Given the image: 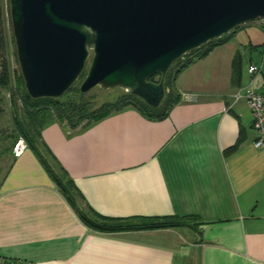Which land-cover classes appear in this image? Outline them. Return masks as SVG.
I'll use <instances>...</instances> for the list:
<instances>
[{
  "label": "crops",
  "instance_id": "crops-1",
  "mask_svg": "<svg viewBox=\"0 0 264 264\" xmlns=\"http://www.w3.org/2000/svg\"><path fill=\"white\" fill-rule=\"evenodd\" d=\"M257 24L243 25L183 70L174 83L179 99L162 119L126 107L83 129L53 121L41 131V156L71 181L76 207L88 217L177 216L188 224L93 230L29 147L19 158L11 149L0 152V257L31 264H264V150L253 147L243 97L248 87L264 94V49L253 55L261 46L253 37L264 32ZM252 66L257 70L249 73Z\"/></svg>",
  "mask_w": 264,
  "mask_h": 264
},
{
  "label": "water",
  "instance_id": "water-1",
  "mask_svg": "<svg viewBox=\"0 0 264 264\" xmlns=\"http://www.w3.org/2000/svg\"><path fill=\"white\" fill-rule=\"evenodd\" d=\"M9 12L32 99L63 96L90 60L80 93L120 89L157 108L164 84L148 79L264 18V0H9Z\"/></svg>",
  "mask_w": 264,
  "mask_h": 264
},
{
  "label": "trees",
  "instance_id": "trees-1",
  "mask_svg": "<svg viewBox=\"0 0 264 264\" xmlns=\"http://www.w3.org/2000/svg\"><path fill=\"white\" fill-rule=\"evenodd\" d=\"M4 0H0V51H3L5 46V40L2 36L3 26V3ZM6 5V14L8 22L11 28L10 22V12H9V0H5ZM236 27L228 35H224L217 40L208 42L206 45L194 49L183 57L176 60L167 71L166 75L161 78L160 75H156L148 79V81H153L155 77H158L159 82L161 79L164 84L165 94L162 102L157 108H151L145 104L138 97L128 94L124 91L111 103L103 105L99 110L91 112L89 107L85 102L78 104L75 103H65L61 102L59 98H40L32 99L26 92L24 81L19 70L18 74V84L22 90V114H18L17 102L14 96V93L11 94V107L13 113V126L14 134L7 136L12 139L14 142L22 137L28 147L37 155L40 162L43 164L45 169L49 172L52 177L55 185L61 191L63 196L71 204V206L77 211L82 222L89 228L100 231V232H119V231H137V230H153V229H162V228H175L188 224L189 219L180 218L177 216L166 217V218H154V219H140L137 222L134 220H112V219H100V218H90L84 212L80 211L76 207V189L69 179H67L64 174L56 175L51 171L46 161L41 156L39 149L37 147L38 141L40 139L41 131L51 122L56 121L60 123H65L71 130L83 129L99 121L103 117L120 111L126 107H132L140 111L144 116L150 119H162L171 109V107L177 103L178 96L175 93L174 83L177 76L185 70L187 67L205 58L214 48L221 46L229 41L231 36L235 31L240 29ZM12 41L13 35H12ZM91 55V51H89ZM16 54V52H15ZM17 57V55H16ZM91 57V56H90ZM238 67V62H237ZM238 69V68H237ZM85 76V71L81 73L78 80ZM85 78V77H84ZM74 85V84H73ZM73 85L64 93H68ZM0 88L10 90V74L8 68L7 59H3L0 62ZM120 90V89H119ZM63 94V95H64ZM81 94V93H80ZM13 145V144H12ZM12 146L5 148L3 152L11 150Z\"/></svg>",
  "mask_w": 264,
  "mask_h": 264
},
{
  "label": "rangeland",
  "instance_id": "rangeland-1",
  "mask_svg": "<svg viewBox=\"0 0 264 264\" xmlns=\"http://www.w3.org/2000/svg\"><path fill=\"white\" fill-rule=\"evenodd\" d=\"M2 6L4 13L3 29H5L2 30L3 32L2 36L4 37L6 47L3 49V51H0V62H2L3 59H7L9 74H10L11 91L0 88V152L3 151L5 148L12 146V144L14 143L12 139L7 137L15 133L13 126V119H12L13 113L11 107L12 93H14L17 102L18 114L20 116L23 110L22 96H21L22 90L18 84L19 66L15 54L16 52L15 43L14 41H12V32L6 14L5 0L3 1ZM257 23H258L257 25L260 24L259 21H257ZM258 29L259 28H257V30ZM246 30H248L247 35L251 36L252 38L253 32H255V28L249 26L248 28H246ZM259 30H260L259 33L261 35L260 40L258 39L256 40V38L253 37V40L257 41L258 43H260L259 45H261L257 47V49H259L258 52L253 53V55L255 54V56L261 55L264 49L263 47L264 32H262L261 29ZM245 48L248 47L246 46ZM89 64H90V60L88 61L87 66L84 70L85 75L89 67ZM84 77L77 80L74 83L72 89L68 93L61 96L59 100L65 103H75V104L85 102L89 107V111L94 112L99 110L103 105L115 101V99L122 93V91L119 89L103 90L99 87H95L87 93L80 94L79 87ZM158 80L159 78L155 77L153 81L156 82Z\"/></svg>",
  "mask_w": 264,
  "mask_h": 264
},
{
  "label": "built area",
  "instance_id": "built-area-1",
  "mask_svg": "<svg viewBox=\"0 0 264 264\" xmlns=\"http://www.w3.org/2000/svg\"><path fill=\"white\" fill-rule=\"evenodd\" d=\"M260 25L264 26V18L258 19ZM257 67H250L249 73L256 72ZM246 100L247 108L252 116V127L255 131L256 138L253 142V147L256 149L264 150V94L255 92L251 87L245 89L243 94ZM240 98V94L235 96V99ZM28 145L26 141L19 137L12 146V156L19 158L27 150ZM0 264H31L22 260L6 259L0 257Z\"/></svg>",
  "mask_w": 264,
  "mask_h": 264
}]
</instances>
